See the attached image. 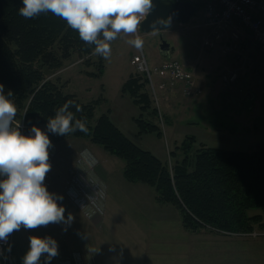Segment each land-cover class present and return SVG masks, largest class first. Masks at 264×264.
Masks as SVG:
<instances>
[{
  "label": "rangeland",
  "instance_id": "obj_1",
  "mask_svg": "<svg viewBox=\"0 0 264 264\" xmlns=\"http://www.w3.org/2000/svg\"><path fill=\"white\" fill-rule=\"evenodd\" d=\"M193 2L197 5V11L188 22L184 23L178 19H173L167 29L155 30V34H153V31L145 32L140 30V36L144 40L143 49L150 64H156L167 58L177 59L183 66L192 70L200 88V91L192 96L186 95L181 88L158 93L162 110L161 118L152 111L157 106L156 98H154V93L145 84L144 90L147 89L152 98V104L150 109L147 110L146 116L158 123L163 131L162 137H159L156 133L137 134L138 128L134 117L141 111L133 102L131 96L122 92V85L130 72L144 79L143 75L137 72L132 64V57L138 50L125 43L126 40L133 39L134 36L128 37L121 33L116 40L111 42L112 54L110 59H104L105 70L102 76L95 77L91 75L98 71L96 62L99 56L94 55L93 50L92 53L86 56L74 53L69 59L64 61L62 67L52 73H47L48 79L57 81L66 92L76 94L83 102L96 101L100 98L99 103L96 105V117L104 112H109L112 120L136 144L151 150L158 157L171 164L174 163L175 158L170 157V151L177 150L176 153L181 158L182 152L177 149V146L181 144L187 135H195L197 137V147L201 144H207L220 148H242L247 150L264 143V49L257 46V51L254 54L256 59L252 60L248 44L243 38L244 55L238 56L236 51L223 53L222 45L228 41L227 38L231 31L225 32L223 40H220L216 46L206 47L203 37L205 33L209 32V29L204 25L203 10L205 3L201 0H193ZM240 27L245 32H242ZM236 28L239 29L242 37L248 35V31L242 24H237ZM161 36L166 38L171 44V49L167 54L160 51ZM249 37H251L250 34ZM234 56L236 57L235 63L229 69L227 67L228 64L224 62L229 57ZM87 59H90L89 63L86 61ZM195 62H200V66L203 64L205 69L197 67L199 71L196 74L192 65ZM234 68L238 74L235 79H231V76L236 74L232 70ZM227 75L230 76L228 77ZM201 78L203 81H200ZM226 80L236 82V90L224 93L222 86L226 84ZM242 84L243 87L247 86L255 94V110L252 112V121L254 123L253 125L245 123V128L234 130L232 127L239 121L245 122L247 119L245 116L249 113L250 99L246 98L245 93L241 100H231L233 96L236 98L241 97L239 93L241 88L239 89L238 86ZM177 91L180 92L181 97L175 99L174 94ZM243 92L245 91L243 90ZM41 128L48 134L46 127ZM95 146L97 145L89 139L72 135L56 141L54 149L55 152H58L52 171L51 187L58 190L66 179H68L69 185L70 180L72 181L75 177L76 170L80 169L78 161L76 162L75 160L77 156L79 158L81 155L80 149L84 148L83 153H91L88 149L92 150V147ZM97 147L106 155V158H109V162L113 161L112 166L114 168H112V171L113 169L115 171L114 177L110 178L109 181L107 200L111 212L115 213L113 216L117 219V227L120 224L130 231L131 219L129 218L131 217L143 218V221L147 223L145 215L137 213L138 205L141 204L140 197H137L140 193L137 190L125 192L123 189H119V178L117 177L119 174L120 176L123 174L122 166L124 161L104 151L102 147ZM91 156L96 163L90 168L103 181V178L97 172L98 167L101 172H105L103 161L96 154ZM93 177L96 180V177ZM103 183L105 188V182L103 181ZM59 191L62 190L59 189ZM59 191H56L54 195L63 197L62 200H57V202L60 201L63 206L68 208L65 219H67L69 213L74 217L70 225L66 224L70 234L67 241L64 242L70 248L71 243L76 242L74 241L75 239H72L75 237L74 234L77 232L76 229L81 222L80 216L82 214L70 198L63 192L59 193ZM143 203L145 202L143 201ZM122 208L128 210L127 215L120 211ZM249 213L252 215L262 213V211L260 209H252ZM154 220L157 219L155 218ZM57 225L56 227L59 228V223ZM29 231L31 229H26L22 226L20 230L13 232L12 258L14 264H23V257L29 250L30 241H21V239ZM115 235L113 232L112 237L116 240ZM191 236L193 238L194 235ZM195 238L196 241L194 243L190 241L189 250L180 245L179 250L183 254L179 255V259L174 261L173 264H264V213L262 224H255L254 229L250 232L227 235L201 230L200 233L195 235ZM208 239L210 241H207ZM147 242L143 243L145 251ZM114 244L117 246H114L115 251L113 254L115 256L121 255L123 258L131 259L132 250H125L124 247L126 246H123L122 242L115 241ZM121 248H123L122 251H120ZM173 257L172 259H177L175 254ZM75 260L77 264H83L80 260ZM40 264H45L44 256L41 257ZM168 264H171V262Z\"/></svg>",
  "mask_w": 264,
  "mask_h": 264
},
{
  "label": "trees",
  "instance_id": "obj_2",
  "mask_svg": "<svg viewBox=\"0 0 264 264\" xmlns=\"http://www.w3.org/2000/svg\"><path fill=\"white\" fill-rule=\"evenodd\" d=\"M21 7L23 0H0V84L6 96L9 91L12 93L9 98L17 106L16 120L23 119L31 127H46L47 131L48 120L56 110L73 100L82 111L76 112L75 107L69 111L77 119L86 121L88 132L76 131L69 135L89 139L121 158L125 163L124 178L153 187L158 202L179 209L188 230L243 234L252 231L255 224H262L264 143L247 150L207 144L197 147V137L187 135L177 146L182 157L173 150L170 157L175 158L174 163L166 162L136 144L112 120L109 112L96 117L100 98L83 102L76 94L66 92L57 81L48 79L47 73L62 67L74 53L86 56L95 46L83 42L78 32L52 13L25 19L19 15ZM86 61L89 63L90 59ZM96 65L98 71L90 74L100 77L105 70L104 59L99 56ZM145 84L148 87L145 78L131 74L122 85V92L129 94L141 111L134 117L137 134L156 133L162 137L158 123L146 116L152 98L144 90ZM157 108L152 111L160 116ZM47 133L54 143L69 136ZM252 209H260L262 213L251 215ZM66 258L74 259L73 256Z\"/></svg>",
  "mask_w": 264,
  "mask_h": 264
},
{
  "label": "clouds",
  "instance_id": "obj_3",
  "mask_svg": "<svg viewBox=\"0 0 264 264\" xmlns=\"http://www.w3.org/2000/svg\"><path fill=\"white\" fill-rule=\"evenodd\" d=\"M152 7L153 0H23L19 15L33 19L52 13L78 32L83 42L94 45V55L108 60L112 54L111 42L121 33L134 36L125 43L142 50L144 40L137 33ZM157 25L170 26V21H154L151 25L153 34ZM11 95L9 91L6 96L4 86L0 84V177H5L0 179V241L3 242L22 226L34 229L50 223L70 225L74 219L71 213L65 219V208L57 203L63 197L50 193L44 185L51 169L49 136L36 126L31 128V135L21 134L13 124L17 106L9 98ZM71 107H75L76 112L82 111L75 101H66L48 120V132L62 136L76 131L88 132L86 121L77 119L69 111ZM81 156L89 167L96 163L88 152ZM97 211L102 209L97 207ZM29 239L23 264H40L42 256L48 264L58 255V245L52 237L31 236Z\"/></svg>",
  "mask_w": 264,
  "mask_h": 264
},
{
  "label": "crops",
  "instance_id": "obj_4",
  "mask_svg": "<svg viewBox=\"0 0 264 264\" xmlns=\"http://www.w3.org/2000/svg\"><path fill=\"white\" fill-rule=\"evenodd\" d=\"M191 1L193 2V0ZM201 1L203 2V0ZM240 29L242 32H245V30L242 27H240ZM243 38L244 41H246V44H248L249 53L252 56L251 57L252 60H255L256 58L254 57V54L257 51L256 48L257 45H255L252 38L249 37V33L248 35H244ZM235 58L236 57L234 56V57H229L227 60H225L224 63L228 64L227 67L229 69L235 63ZM192 65L196 71V74L197 71H199L197 67L201 69L204 68L203 64L200 66V62H195ZM232 70L235 71L234 73L238 74L235 68ZM131 73L132 72H130L128 77L131 75ZM227 76L229 77L230 75ZM201 80L203 81L202 78L200 79V81ZM228 80H226V84L222 86L224 88L223 91L224 93L226 92L228 93L236 90V82H230ZM243 84L238 86L239 89L241 88L240 89L241 91L239 90L241 97L236 98L235 96H233L231 100L233 101H235L236 99L241 100L244 96L243 94L245 93L247 96L246 98L250 99L249 113L246 114L245 116L247 118L245 122L239 121V123H237L232 127L234 130L245 128L244 126L245 123L249 125H253L254 123L252 121V112L255 110L254 107L255 94L253 93V91L249 90L247 86L243 87ZM243 90L245 92H243ZM178 97H181L179 91L175 92L174 94L175 99ZM16 121L18 120H14L13 122L15 127H17L15 123ZM227 127L228 125L226 124V128ZM97 146L92 147L93 148L92 150L90 148L88 150L91 151L90 153L91 155L96 154L97 156H99L100 160L103 161V166H104L103 168L105 172H101L99 170V167L97 172L105 182L106 198L104 203V212L100 216L96 215L94 217L89 218L80 209L77 208L82 214L80 216L81 222L80 224H78V227L76 229L77 232L76 234H74L75 237L72 239V240L75 239L74 241L76 242L71 243L72 245H70V248H68L67 244L64 242L67 241V238L69 237L70 234L69 229L65 223H59L60 225L59 228L56 227L57 223H50L47 226H38L37 228L31 229V231H29L26 235H24L21 241H30L29 238L31 236H38L40 238H44L46 236L52 237L57 242L58 253H60V255L52 258V260L50 261L51 263H53L59 256H63V258L73 256L75 259L80 260L83 264H85V262L88 261L89 262L91 261L92 264H137L138 262L139 264H168L169 262L173 264L174 261H177L179 259V255L183 254L180 253L179 250L180 245L183 248H186V250H189L190 241H193L192 243H194V241H196L195 235H197L201 231L188 230L183 224L181 212L179 211V209L171 204L158 202L155 199V190L153 189V187L144 183L129 182L124 178L123 174L121 176L119 174L120 177L119 176L117 177L119 178V186H120L119 189H123L125 192L137 190L140 193L137 197L138 198L140 197L141 204L138 205L137 213L145 215L147 219V223L143 221V218L138 219L131 217L129 218L131 219L130 231L127 230L123 225L121 226L120 224L117 227V223H116L117 219L116 217L113 216L115 213L111 212L107 200L109 181L110 178L114 177L113 174L115 171L114 169L112 171V168H114V166H112L113 161L109 162V158H106V155H104ZM83 149H80V152ZM57 152L58 151L53 153L52 157L49 156V163L51 165V169L49 171V177L47 178L49 184L48 185L44 184V185L46 186L47 190L52 194H55L56 191H59L60 189L62 191H59V193L63 192L66 196H68L67 194L68 179L64 180L63 185H60V188L58 190H55L53 189V187H51L52 171L55 164V158L57 156ZM75 160L76 162L79 160L78 156L76 157ZM77 163H79V161ZM123 168L124 165L122 166V169ZM142 196L143 198H141ZM146 198H147V202H146ZM143 201L145 203H143ZM57 203L63 206L60 201ZM63 207L65 208V214H66V210L68 208L66 206ZM120 211H122V213L126 215L128 213V210L125 208H122V210L120 209ZM155 218L157 220L153 221V219ZM113 232L116 234L115 235L116 240L112 237ZM191 235H194L193 238H191L192 237ZM115 241L119 243L122 242L124 244L123 246H126L124 247L125 250H132V255L130 260H128L127 258H123L121 255L115 256L113 254V252L115 251L114 246H116L114 244ZM145 241H148L146 244L147 247L146 251L144 250L145 246L143 245ZM207 241L210 240L208 239ZM153 246L155 247L152 248ZM122 249L123 248H121L120 251H122ZM174 254L175 256H177V259L175 260L172 259L174 258L173 257Z\"/></svg>",
  "mask_w": 264,
  "mask_h": 264
},
{
  "label": "built area",
  "instance_id": "obj_5",
  "mask_svg": "<svg viewBox=\"0 0 264 264\" xmlns=\"http://www.w3.org/2000/svg\"><path fill=\"white\" fill-rule=\"evenodd\" d=\"M203 2L205 3L203 10L204 25L209 29V32L205 33L203 37L206 47L216 46L220 40H223L224 33L231 31L227 38L228 41L222 45L223 53L236 51L238 56L244 55L243 37L239 29L236 28L237 24H242L255 44L264 49V0H203ZM140 30L141 24L137 33L139 35ZM132 64L136 71L144 76L149 89L154 93L161 118L162 110L158 93L181 88L186 95L192 96L200 91L192 70L183 66L177 59L167 58L156 64H150L142 48L133 56ZM236 77L237 74H233L231 79ZM15 123L21 134L31 135L32 127L28 126L23 119ZM54 148L55 143L51 141V147L48 149L50 157L55 153ZM78 161L80 169L76 170L75 177L67 189L69 198L87 217L101 215L104 212L106 198L104 183L96 176L81 155ZM93 176L96 177V180ZM48 177L49 172L44 180L45 185L49 184ZM4 178L0 177V179ZM97 207H100L102 211H97ZM12 244L13 233L9 235L7 242L0 241V264H14ZM74 259L61 257L58 259L57 257L55 263L48 264H77ZM87 264L92 263L87 262Z\"/></svg>",
  "mask_w": 264,
  "mask_h": 264
},
{
  "label": "water",
  "instance_id": "obj_6",
  "mask_svg": "<svg viewBox=\"0 0 264 264\" xmlns=\"http://www.w3.org/2000/svg\"><path fill=\"white\" fill-rule=\"evenodd\" d=\"M197 11V5L191 0H153L151 12L141 22V30L145 32L154 31L152 23L157 19L170 21L178 19L182 22H188ZM169 26L157 25L155 30H164ZM159 48L161 53L167 54L171 49L170 42L161 36Z\"/></svg>",
  "mask_w": 264,
  "mask_h": 264
}]
</instances>
